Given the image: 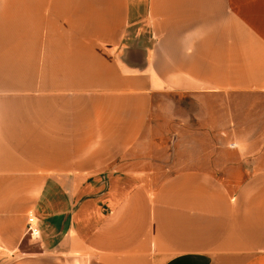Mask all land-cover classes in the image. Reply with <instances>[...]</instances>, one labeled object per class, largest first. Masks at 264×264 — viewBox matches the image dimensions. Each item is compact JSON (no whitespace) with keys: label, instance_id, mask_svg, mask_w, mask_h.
<instances>
[{"label":"crops","instance_id":"obj_1","mask_svg":"<svg viewBox=\"0 0 264 264\" xmlns=\"http://www.w3.org/2000/svg\"><path fill=\"white\" fill-rule=\"evenodd\" d=\"M167 96L239 181L114 170ZM0 264H264V0H0Z\"/></svg>","mask_w":264,"mask_h":264},{"label":"rangeland","instance_id":"obj_2","mask_svg":"<svg viewBox=\"0 0 264 264\" xmlns=\"http://www.w3.org/2000/svg\"><path fill=\"white\" fill-rule=\"evenodd\" d=\"M174 99L179 100L176 97ZM171 101L172 96H167L155 103L145 140L137 151L119 160L114 170L123 176L148 173L153 177L152 183L156 184L165 175L183 167L207 163L211 168H218L221 164L223 171L220 172H223L225 181H239L249 171V160H241L224 150L223 159H219L214 153L215 146L209 144L207 137H189L197 121L183 120L181 107L179 104L173 106ZM181 101L186 110L194 99L186 97Z\"/></svg>","mask_w":264,"mask_h":264},{"label":"built area","instance_id":"obj_3","mask_svg":"<svg viewBox=\"0 0 264 264\" xmlns=\"http://www.w3.org/2000/svg\"><path fill=\"white\" fill-rule=\"evenodd\" d=\"M34 218L32 216L28 217V223H27V232L30 235V237H34L37 234V230L34 225Z\"/></svg>","mask_w":264,"mask_h":264}]
</instances>
